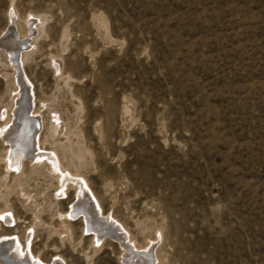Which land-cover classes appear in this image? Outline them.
<instances>
[{"label": "rangeland", "instance_id": "374dc122", "mask_svg": "<svg viewBox=\"0 0 264 264\" xmlns=\"http://www.w3.org/2000/svg\"><path fill=\"white\" fill-rule=\"evenodd\" d=\"M10 19L37 24L19 70L40 155L6 166L19 87L0 47V238L123 264L69 214L83 189L160 264H264V0H0V38Z\"/></svg>", "mask_w": 264, "mask_h": 264}, {"label": "bare ground", "instance_id": "6f19581e", "mask_svg": "<svg viewBox=\"0 0 264 264\" xmlns=\"http://www.w3.org/2000/svg\"><path fill=\"white\" fill-rule=\"evenodd\" d=\"M15 18L16 17L14 16V19ZM9 23L10 24L8 28L0 38V47L3 48L5 53H7L6 55L9 56L10 60L14 65V68L16 70L15 77L17 79V83H18L17 85L19 87V91L15 96L16 104L14 107L15 110H13V123L5 130L7 131V133L5 134L6 135L5 138L7 142L10 141L9 149L7 151L8 153L5 158V163L7 167L10 166L12 170H16L21 165V162L24 158L27 157L35 158L36 156L40 155V151H39L40 149L38 146L39 135H38V128L36 123L38 115H36V113L33 110L28 108L27 105V101H29L30 99V93L32 89L30 85L29 86L27 85L29 84V81L27 80L26 76L24 74H21L19 70L20 67H22L24 57H26L25 51L29 49L28 47L30 45L29 44L30 39L33 36V32L35 31V28H37V24H36V20L33 19L27 20V25H26L27 34L25 36H22L21 32L18 30L16 26L17 24H15V20L10 19ZM26 44H28V46ZM45 154L47 156H50L52 159H54V156H51L50 153H45ZM69 179L78 182L77 178L75 177H69ZM84 186L86 190L89 191L85 183ZM82 196L83 199L81 203L84 202L83 204L84 207L80 206L74 208L70 211L69 214L75 215V213L84 212L85 216L88 217L86 218L88 223L87 230H92L93 229L92 227H96L100 231H102V229L104 230L108 229L109 230L108 232L112 234L113 238L119 241L118 243L122 245L125 251L126 250L128 251V253L126 254H129L130 252L129 255L131 256L123 258V264H136L134 261L135 254L140 257V260L143 262V264H160L158 252L155 249V245L153 244V242L151 243L150 246L145 247L144 250H140L141 248H137L133 243L131 244L127 232L123 231V229L120 230L117 227H113L112 224H110L107 221L101 224L97 223L94 212L95 209L98 208V210L97 209L96 210L98 211V214H100L99 205L96 203L95 206L96 208L94 209L90 200L93 198V195L91 194L89 197L83 189H82ZM105 219L107 218H104V220ZM129 245H132V248H129ZM23 257H25L24 261L21 260ZM0 258H2L3 261L7 262V264H18L21 261L26 262L27 264H51V261L43 262L38 258H35L34 256L31 255L30 252L24 250V248L21 247V243L16 237L12 238L9 236H4L0 238ZM57 258L56 257L54 258L55 261L52 262V264H65L64 261L62 260H61L62 262L56 261L59 260V258L58 259Z\"/></svg>", "mask_w": 264, "mask_h": 264}]
</instances>
